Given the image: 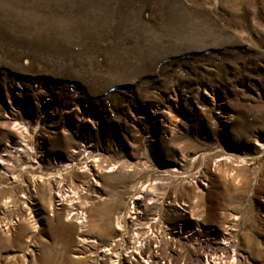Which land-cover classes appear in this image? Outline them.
Instances as JSON below:
<instances>
[{"label": "rangeland", "instance_id": "374dc122", "mask_svg": "<svg viewBox=\"0 0 264 264\" xmlns=\"http://www.w3.org/2000/svg\"><path fill=\"white\" fill-rule=\"evenodd\" d=\"M0 264H264V0H0Z\"/></svg>", "mask_w": 264, "mask_h": 264}]
</instances>
